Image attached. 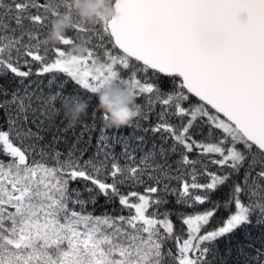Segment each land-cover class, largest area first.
<instances>
[{"label": "snow or ice", "instance_id": "1", "mask_svg": "<svg viewBox=\"0 0 264 264\" xmlns=\"http://www.w3.org/2000/svg\"><path fill=\"white\" fill-rule=\"evenodd\" d=\"M110 4V23L74 21V35L91 45L75 60L40 39L47 21L71 14V0H0V76L16 82L10 93L0 85V264H229L237 233L249 242L236 245V264H264V231L251 239V229L264 230V0ZM162 77L171 83L164 95ZM69 83L89 94L124 87L150 110L155 99L158 122L109 136L101 115L96 151L85 159L77 145L86 134L91 144L94 111L63 153L61 136L45 139L53 131L45 89L55 86L48 96L57 98ZM137 132L162 143L137 159L147 143ZM222 187L225 198L214 200ZM101 197L119 209L94 214ZM169 197L181 208L210 206L185 213L166 208ZM221 209L227 216L206 230Z\"/></svg>", "mask_w": 264, "mask_h": 264}, {"label": "trees", "instance_id": "2", "mask_svg": "<svg viewBox=\"0 0 264 264\" xmlns=\"http://www.w3.org/2000/svg\"><path fill=\"white\" fill-rule=\"evenodd\" d=\"M4 2H7V0H4ZM51 21V20H50ZM50 21H47V27L41 30L40 33V39L41 41H43V39L45 38V36L47 35L48 32V27H49V23ZM65 35H69V36H73L74 39H76V44H83L86 47H90L91 45H86L85 42L82 39H78L77 35H74L73 29H69ZM41 47L44 48L46 47L45 45H43L41 43ZM55 47H64L65 50H68L69 48H71L72 46H61V45H56ZM49 49H52L54 47H47ZM124 75L125 78H129L130 77V72H123L122 73ZM45 80L47 79V77L44 78ZM60 79H65L64 77H60ZM160 83H162L163 87H162V91H161V95H164L165 93L171 91V83H170V78H161V81H159ZM0 85H3L8 91L9 93L16 87V82L14 80V78L11 75L8 76H0ZM56 91H58V89L53 86L51 89H45V100L48 101L49 96L48 93L50 92L51 94H55ZM66 97L71 98V97H75V98H80L83 100L88 101L89 106L87 109V114L82 116L80 121L76 124L75 127L72 128H68L67 127V119L65 118L64 115V111L62 108V104L67 100ZM5 99V97H0V100ZM136 102L137 104L140 105V109H141V115L140 117L135 120L133 122V126L139 122L144 126H150V125H155L158 122V115L160 112V108L162 107L161 105H159L158 102H155L154 99V110H150L148 107V104L146 103V99L144 97H136ZM96 96L95 94H89L87 92H84L80 89H78L74 84L69 83L65 89L62 90V95L57 97L55 99V101L52 104H49L48 102V112H47V121H50L53 125V131L49 132L46 134V141H50L51 136L53 134L57 135V136H61L62 140L58 145H55V147H57L61 152L66 153L69 149L72 148V145L76 139V136L74 135V133L79 134V132L81 131V126L85 123L87 124H92L93 120H92V114L95 111L96 112V126H97V131L92 133V141L91 144H88V136L87 134L84 136L83 140L77 145V148L79 149H85L87 148V152L85 155V159L87 157H90L93 155V153L96 151V137L99 135V128L102 125V121L100 120V116L102 115L101 112H99L96 108ZM56 112L57 114L55 115L54 118H50V114ZM149 114L150 119L148 121H145L143 119L145 114ZM168 119L173 122L176 123V118L174 117H168ZM0 123H2V116H0ZM6 126V125H5ZM59 127L60 131H56V127ZM65 129H67V131H64ZM134 127L132 128H128V127H124L121 129H112V128H108L106 130L107 134L109 136H113V135H122V136H130L132 135V133L134 132ZM117 131H119V133H117ZM207 129H205V133H206ZM137 135H145L146 136V141L147 143L140 145L139 148H137V152H136V156L137 159H139V157L143 154V152L148 151L149 149L152 148L153 143L159 145L162 143V141L159 138V134L157 135H153L152 133H140L137 132ZM196 139H202L201 136H196ZM133 146H136V141L133 139L132 141H130ZM171 144V141H169V145ZM167 146V145H166ZM115 152L117 154V156H119L120 153V148L119 146L116 147ZM191 158H196V154H190ZM177 157L173 156L170 159L175 160ZM121 163H123V160H121ZM211 171H219L218 168H216L215 166H209ZM208 178L205 177H201V182L206 181ZM175 183V182H174ZM76 186V185H74ZM122 191L127 192L128 189L127 188H122ZM138 191H143L142 188L137 189ZM227 193V188H221L220 191H218L217 193H215L213 195V199L214 200H223L225 198V195ZM169 204L166 205L165 207L168 209H176L177 211H182L185 213H193L196 210H204L205 208L209 207L210 205H198L196 206V208H181L180 206L175 204V198L173 197H169ZM120 205L118 203V201L114 202L113 204L110 205H106L104 198L101 197L99 199L98 204L95 206V213L96 215H100L102 212L104 211H111L112 208H116L119 209ZM92 206L89 205V210H91ZM127 214V213H125ZM227 211L224 209H221L217 212L216 217L210 222V224L207 226L206 230L215 228L218 226L219 221L221 220V218H224L227 216ZM171 219L174 221V226L176 228V230L179 231V229L182 227L181 221L179 219H177L176 215H173L171 217ZM264 230L261 229H257V228H253L251 229V239L252 242H258L261 233ZM232 239V248H233V256L229 259V264H236V253H235V248L236 245L238 243H248L249 241L245 240L243 233H237L234 237L231 238ZM226 241H220L219 242V248H220V253L221 255L224 254V249L226 247ZM257 246H259V244L257 243Z\"/></svg>", "mask_w": 264, "mask_h": 264}, {"label": "clouds", "instance_id": "3", "mask_svg": "<svg viewBox=\"0 0 264 264\" xmlns=\"http://www.w3.org/2000/svg\"><path fill=\"white\" fill-rule=\"evenodd\" d=\"M71 14L60 15L49 23L48 32L42 41L46 47L60 44L66 32L73 27L74 21L81 24H107L115 18L114 8L110 0H71ZM88 48L83 44H76L66 52V58L82 60L88 55ZM96 108L107 117V125L112 129H121L133 124L141 115V109L136 97L126 88L115 84L106 85L95 93ZM55 97H49L52 104ZM89 103L80 98H68L63 104L67 127H75L81 117L87 114ZM57 113L50 114L54 118Z\"/></svg>", "mask_w": 264, "mask_h": 264}, {"label": "water", "instance_id": "4", "mask_svg": "<svg viewBox=\"0 0 264 264\" xmlns=\"http://www.w3.org/2000/svg\"><path fill=\"white\" fill-rule=\"evenodd\" d=\"M243 18V17H242Z\"/></svg>", "mask_w": 264, "mask_h": 264}]
</instances>
